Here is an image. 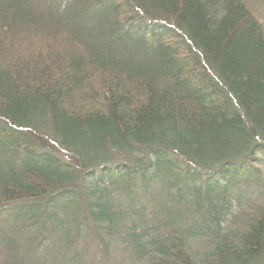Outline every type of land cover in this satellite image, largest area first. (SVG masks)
Wrapping results in <instances>:
<instances>
[{"label":"trees","instance_id":"obj_1","mask_svg":"<svg viewBox=\"0 0 264 264\" xmlns=\"http://www.w3.org/2000/svg\"><path fill=\"white\" fill-rule=\"evenodd\" d=\"M0 264H264V0H0Z\"/></svg>","mask_w":264,"mask_h":264}]
</instances>
